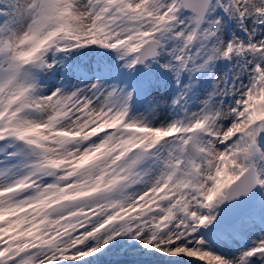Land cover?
<instances>
[{
  "label": "snow or ice",
  "instance_id": "obj_1",
  "mask_svg": "<svg viewBox=\"0 0 264 264\" xmlns=\"http://www.w3.org/2000/svg\"><path fill=\"white\" fill-rule=\"evenodd\" d=\"M0 264H264V0H0Z\"/></svg>",
  "mask_w": 264,
  "mask_h": 264
}]
</instances>
